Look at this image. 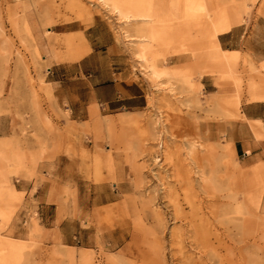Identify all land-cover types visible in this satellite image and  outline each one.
<instances>
[{
  "label": "rangeland",
  "instance_id": "rangeland-1",
  "mask_svg": "<svg viewBox=\"0 0 264 264\" xmlns=\"http://www.w3.org/2000/svg\"><path fill=\"white\" fill-rule=\"evenodd\" d=\"M97 1L82 0L81 10L69 0H0V143L23 154L30 173L23 178L7 168L13 190L0 188V264H79L83 252L93 264H188L201 257L205 264H264V184L211 129L238 117L239 102H264V61L229 53L218 40L238 25L264 36V0H144L147 12H156L147 22H126ZM210 25L223 31L212 38ZM149 65H156L158 78ZM115 76L143 89L142 108L112 111L93 98L94 85ZM209 79L213 95L201 85ZM250 125L256 137L264 133L259 122ZM160 134L170 153L162 168L148 155ZM116 136L119 144L111 142ZM195 136L201 146L190 164ZM108 159L118 164L115 176ZM135 166L147 169L141 178ZM29 182L32 193L38 185L57 192V225L76 221L75 238L40 227L19 191ZM170 197L184 206L176 220ZM189 214L197 217L187 223ZM199 215L210 234L198 248L189 226Z\"/></svg>",
  "mask_w": 264,
  "mask_h": 264
},
{
  "label": "crops",
  "instance_id": "crops-1",
  "mask_svg": "<svg viewBox=\"0 0 264 264\" xmlns=\"http://www.w3.org/2000/svg\"><path fill=\"white\" fill-rule=\"evenodd\" d=\"M218 40L221 48L229 53L237 51L243 54L247 52L252 61L257 63L264 61V36H261L259 31H250L247 25L234 27L231 31L220 35ZM179 63L182 62L174 64ZM117 76L120 77L121 73ZM117 76L102 85L95 84L92 91L93 98L112 111L122 108H142L145 104L143 89L135 83L128 84L125 81H118ZM201 85L207 95L216 93V86L210 79L207 82H202ZM221 95H223L222 92ZM250 122H259L261 130L264 132V102H239L238 117H227L224 122L212 124L211 129L213 133L219 131L220 135H224V138L231 142L235 156L243 168L253 173L258 178V183L264 184V140H262L264 137H256ZM61 179L60 164L57 162L53 172V182L58 185ZM26 185L28 186L25 189L19 191L25 194L28 211L30 214H34L40 227L47 231H60L64 240L75 238L71 233L74 227H77L76 221L64 219L59 226L57 225L58 208L57 202H55L58 196L57 192H49L50 188L38 185L32 193L31 182ZM262 203H264V197H262Z\"/></svg>",
  "mask_w": 264,
  "mask_h": 264
},
{
  "label": "bare ground",
  "instance_id": "bare-ground-1",
  "mask_svg": "<svg viewBox=\"0 0 264 264\" xmlns=\"http://www.w3.org/2000/svg\"><path fill=\"white\" fill-rule=\"evenodd\" d=\"M252 3H254L255 2V0H250ZM97 2H100L101 4H103L104 6H106L107 8H111L112 10H113V12H115L116 14H117V16L120 18V19H123V20H125L126 22H130V21H134V22H136V21H148L147 20V18H154L155 17V15H156V12L155 11H149V12H151V13H149V12H147L149 9H146L145 8V4H144V0H98ZM68 4H70V6H77L78 7V9L79 8H81V10L83 9V5H82V0H69V3ZM49 9V8H48ZM89 11V10H88ZM110 11V10H109ZM148 13V14H147ZM24 14H25V12H24ZM28 14V13H27ZM115 15V14H114ZM16 19L18 18V17H15ZM27 18V17H26ZM24 19V21H25V18H23ZM27 22V21H26ZM47 22V21H46ZM24 24H25V22H24ZM18 27V26H17ZM16 28V27H15ZM208 29H207V33L210 35V36H212V38H214L216 35H217V33H219V32H221V31H223V29H218L215 25H210V28H209V26L207 27ZM218 53H220V54H222V55H225V52L223 51V50H221V49H219L218 50ZM141 59H143L142 57H141ZM149 67H150V69H151V74L155 77V78H158L159 76H160V73L158 72V70H156V65H149ZM204 74L206 73V74H211V75H213L214 74V72L212 71V70H205L204 72H203ZM213 97V96H212ZM212 99H214V103H217V104H219V102H220V98L217 96H215L214 98H212ZM96 110V109H95ZM93 111V110H92ZM94 112V111H93ZM96 112V111H95ZM92 114V113H91ZM160 133V132H159ZM156 134V133H155ZM157 135V134H156ZM153 136V135H152ZM159 136V135H158ZM157 136V137H158ZM206 136V135H205ZM154 137V136H153ZM160 137H162L161 136V134H160V136L158 137V140L160 139ZM196 137V136H195ZM260 137H264V133H262L260 136H258V138H260ZM164 138V137H163ZM200 137H196L195 139L197 140H195L194 139V141L193 142H191V145H190V147H189V149H188V162L190 163V161H192V162H194V163H196V153H197V147H199V146H201V144H199L198 142V139H199ZM153 139V138H152ZM151 139V140H152ZM157 139V138H156ZM156 139H153L154 141V144H156L157 142H158V140H157V142L155 141ZM123 139H122V137L121 136H116V137H114L113 138V140L111 141L112 143L113 142H115V144H119L121 141H122ZM262 140H264V139H262ZM201 141H202V139H201ZM156 142V143H155ZM149 144H151V143H149ZM158 145V147H157V149L155 150L154 148L156 147L155 145H154V147H152L153 149H154V151H152V149H150L151 148V146H150V152L148 153V155H149V159H150V163L151 164H153L154 166H158L159 165V163L162 161V159L163 160H168V159H170V157H169V155H170V153H168V151L166 150V152H165V144H163V141H162V139H160L159 140V142L157 143ZM165 145V146H164ZM198 145V146H197ZM229 145H230V148H231V150H232V148H233V145L231 144V142L229 143ZM146 146H148L147 144H146ZM168 147V146H167ZM148 148L146 149L147 151H148ZM169 148V147H168ZM167 148V149H168ZM183 148V147H182ZM138 149H142V148H138ZM144 149V148H143ZM176 149V148H175ZM221 149H222V147H221ZM179 151V150H178ZM234 151V150H233ZM233 151H232V154H234L233 153ZM138 152V151H137ZM137 152H136V155H137ZM144 152V151H143ZM139 153V152H138ZM165 153V154H164ZM210 154H212V155H215V153H216V149H211V152H209ZM141 154V153H140ZM139 154V155H140ZM223 154V153H222ZM134 155V157H132V159L133 158H138V160H139V157L140 156H135V154H133ZM132 155V156H133ZM184 155V154H183ZM143 156V155H142ZM144 156H146V155H144ZM143 156V157H144ZM216 156V155H215ZM225 156V155H224ZM182 157H184V156H182ZM142 158V157H141ZM145 158V157H144ZM165 158V159H164ZM114 159V158H113ZM116 159V158H115ZM127 159V158H126ZM146 159V158H145ZM134 160V159H133ZM132 160V161H133ZM142 160H144V159H142ZM147 160V159H146ZM31 161H34V157H31ZM113 161L114 160H112V159H108V161H107V167H108V169L111 171V174H113L114 175V173H113V169H116V167H118V166H115V168H113L112 166H113V164H115V163H113ZM141 161V160H140ZM24 162H25V156L23 155V154H21L20 152H17V151H9V150H7V147H6V144L5 143H0V188L1 187H3L5 190H8V191H12L13 190V188H12V185H11V183H10V178L8 177V169L7 168H11V173H13V174H15V175H18V176H20V177H23V178H28V177H30V173H29V171L28 170H26L24 167H25V165H24ZM136 162V161H135ZM120 163H121V161H120ZM133 163V162H132ZM140 163V162H139ZM139 163H138V165H139ZM149 163V164H150ZM133 164H135V163H133ZM141 164V163H140ZM162 164L163 163H161L160 165L162 166ZM179 164H180V162H179ZM185 164V166H186V163H184ZM191 164V163H190ZM115 165H118V164H115ZM147 165V164H146ZM160 165L158 166V167H160ZM140 166V165H139ZM139 166H135L134 167V170H135V173L138 175V177H140L139 175L141 174V171H142V169L144 168H142V167H139ZM147 166H149V165H147ZM173 166H175L174 164H173ZM188 166V165H187ZM111 167H112V169H111ZM146 167V166H145ZM152 167V166H151ZM151 167H150V169H151ZM164 167V166H163ZM178 167H181L180 165H178ZM147 168V167H146ZM160 168H162V167H160ZM145 169V168H144ZM118 170V169H117ZM145 170H147V169H145ZM157 170V169H156ZM159 170V169H158ZM162 170H164V169H162ZM177 170V169H176ZM181 170V169H180ZM183 170V169H182ZM116 171V170H115ZM149 171V170H148ZM151 171H152V169H151ZM186 171V170H185ZM187 171H188V169H187ZM186 171V172H187ZM120 172H121V170H120ZM119 171H118V173H120ZM158 173H160L161 172V170H160V172L159 171H157ZM116 173H117V171H116ZM115 173V174H116ZM117 173V174H118ZM122 173V172H121ZM120 173V174H121ZM153 173V172H152ZM156 173V172H155ZM155 173H153V175L155 174ZM162 173V172H161ZM183 173V172H182ZM190 173H191V170H190ZM116 174V175H117ZM148 174V173H147ZM186 174V173H185ZM119 175V174H118ZM123 175V174H122ZM145 175V174H144ZM144 175H142V176H144ZM152 175V176H153ZM188 175H189V173H188ZM192 175V174H191ZM115 176V175H114ZM121 176V175H120ZM155 176V175H154ZM158 176H160V174L158 175ZM122 177V176H121ZM161 177V176H160ZM183 177V176H182ZM137 178V177H136ZM141 178V177H140ZM162 178V177H161ZM179 178V177H178ZM181 178V177H180ZM121 179V178H120ZM165 179V178H164ZM164 179H163V181H164ZM154 180V179H153ZM156 180V179H155ZM157 180H158V178H157ZM142 182H144V180H141ZM140 181V182H141ZM162 181V180H161ZM163 181H162V183H163ZM175 181V180H174ZM177 181V180H176ZM181 181V180H180ZM139 182V178H138V181H137V183ZM141 182V183H142ZM155 182V181H154ZM178 182V181H177ZM185 182V181H184ZM201 182H202V184L204 185V186H206L207 185V183L206 182H208V180L207 179H204L203 178V180L201 179ZM200 182V183H201ZM240 182V181H239ZM160 183V182H159ZM156 184V183H155ZM184 184V183H183ZM202 184H201V187H202ZM67 185H68V183H67ZM146 185V184H145ZM151 185V184H150ZM163 185H165V183H163ZM179 185V184H178ZM141 186H143V185H141ZM158 186V185H157ZM180 186V185H179ZM188 187H191V186H189V185H187ZM208 186V185H207ZM164 187V186H163ZM167 186H165V188H166ZM181 187H183V185L181 186ZM154 188V187H153ZM193 188H195L194 186H193ZM159 189H160V187H159ZM164 189V188H163ZM171 189V188H170ZM179 189V188H178ZM204 189H205V187H204ZM147 190V189H146ZM153 190V189H152ZM155 191H156V189H155ZM164 191V190H163ZM166 191V190H165ZM164 191V192H165ZM169 191V190H168ZM167 191V192H168ZM185 191H187L188 192V190H185ZM185 191H183V192H185ZM132 192V191H131ZM157 192V191H156ZM174 192V191H173ZM187 192H185V193H187ZM145 193V192H144ZM155 193V192H154ZM159 193V192H158ZM177 194L179 193V192H176ZM184 193V194H185ZM160 194H162L161 192H160ZM164 194H166V193H164ZM169 194V193H168ZM168 194H166V195H168ZM157 195V194H156ZM159 195V194H158ZM171 195H172V193H171ZM180 195V194H179ZM188 195H189V193H188ZM190 195H191V193H190ZM155 196V195H154ZM150 197V196H149ZM148 197V198H149ZM156 197V196H155ZM159 197H160V195L157 197L158 199H159ZM166 197V196H165ZM167 198H168V196H167ZM178 197H170V199H169V203L173 206V208H174V215H172V216H174V218H175V220H176V218H177V215L181 212V210H184L183 209V207L181 208V205H179V202H178V199H177ZM181 197H179V199H180ZM191 198V197H190ZM154 199V198H153ZM164 199V198H163ZM189 198H186V200H187V203L186 204H188L187 206H191V211H192V208L194 207V203H193V201L191 200L190 201V199L188 200ZM145 201V200H144ZM156 201V200H155ZM160 201V200H159ZM184 201V200H183ZM133 202V201H132ZM137 202V201H136ZM158 202V201H157ZM166 202V201H165ZM135 203V202H134ZM147 203V202H146ZM153 203V202H152ZM185 203V202H184ZM183 203V204H184ZM148 204V203H147ZM150 204V203H149ZM161 204V203H160ZM185 204V205H186ZM250 204V203H249ZM134 205V204H133ZM155 205V204H154ZM251 205H253V204H251ZM131 207V206H130ZM154 207V206H153ZM152 207V208H153ZM157 207V206H156ZM170 206L168 205V208H169ZM201 207V206H200ZM135 208H136V206H135ZM142 208H143V206H142ZM148 208H151V207H149L148 206ZM158 209H159V207H157ZM171 208V207H170ZM187 208H189V207H187ZM155 209V208H154ZM195 209V208H194ZM193 209V210H194ZM160 210H162L161 209V207H160ZM168 210V209H167ZM170 210V209H169ZM130 211H131V208H130ZM165 211H166V209H165ZM172 211H173V209H172ZM171 212V211H170ZM169 212V213H170ZM185 212V211H184ZM182 213V216L183 217H185L186 219H188L187 217V214L185 215V213ZM151 213H153V212H151ZM208 213V212H207ZM214 213V212H213ZM160 214L161 213H159V212H157L156 213V215L158 216L157 218H156V220L157 219H159V216H160ZM166 214H167V212H166ZM181 214V213H180ZM191 214H196V213H191ZM203 214V213H202ZM212 214V213H211ZM134 215V214H133ZM142 215V214H141ZM190 215V214H189ZM197 215V214H196ZM192 216V215H190L189 217L191 218H189V220H187V223H188V221H190V222H193V220H195V218L193 219L192 217H197V216ZM162 216L165 218V216L162 214L161 216H160V218L162 219ZM192 216V217H191ZM198 217H200V215L198 216ZM202 217V216H201ZM200 217V220L198 221V220H196V221H198L199 223L197 224V225H194L193 223H192V225L191 226H189V227H191L192 229V234H193V240L194 241H196L194 244L196 245V247H203V246H205L206 244H207V242H208V237H206V236H208L207 234H210V233H208L207 231V228H206V230L204 229V232H203V229H202V226L205 228V226L203 225V224H205L203 221H205L203 218H201ZM204 217V216H203ZM172 218V217H171ZM197 219V218H196ZM163 220V219H162ZM162 220H158V221H162ZM165 220V219H164ZM181 220L182 219H180V222H181ZM184 220V219H183ZM182 220V221H183ZM186 221V220H185ZM179 222V221H178ZM162 223V222H161ZM159 224V222H158V227L161 225V227H163L162 226V224ZM166 223V222H165ZM164 223V224H165ZM195 223H197V222H195ZM184 224H185V222H184ZM190 225V224H189ZM186 226H188V224L186 225ZM206 227H208V226H206ZM210 230H211V228H210ZM190 232V233H191ZM203 232V233H202ZM207 232V233H206ZM191 234V235H192ZM183 235V234H182ZM190 235V234H189ZM213 235V234H212ZM180 236V235H179ZM214 236V235H213ZM217 236V235H216ZM175 237V236H174ZM181 237V236H180ZM207 238V239H206ZM211 238V237H210ZM218 238V237H217ZM191 239V238H190ZM175 240V239H174ZM178 240V239H177ZM177 240H176V243H178L177 242ZM181 240V239H180ZM188 240V239H187ZM211 240V239H210ZM190 242V241H189ZM181 243V242H180ZM209 243H210V241H209ZM214 244V243H213ZM216 245V244H215ZM208 246V245H207ZM207 246L205 247V248H207ZM177 247V246H176ZM195 247V248H196ZM178 249V248H177ZM205 250V249H204ZM203 251V250H202ZM206 251H208V250H206ZM235 251V250H234ZM237 251V250H236ZM180 253V252H179ZM202 253V252H201ZM204 253V252H203ZM211 253V252H210ZM163 254V253H162ZM205 254H207L206 252H205ZM174 255V254H173ZM203 255V254H202ZM205 256V255H204ZM207 256V255H206ZM222 256V255H221ZM121 257V256H120ZM175 257H177V256H175ZM180 257V256H179ZM188 257H186V259H187ZM202 258V257H201ZM201 258H199V261L196 263V261L195 262H193L192 261V259H191V263H189L188 262V264H205V262L203 263L200 259ZM205 258V257H204ZM174 259V258H173ZM176 259V258H175ZM163 260V259H162ZM166 260V259H165ZM172 260V259H171ZM178 260V259H177ZM188 260H190L189 258H188ZM121 261V260H120ZM187 261V260H186ZM215 261H216V259H215ZM150 263V262H149ZM187 262H185V264H186ZM214 263V262H213ZM218 263V262H217ZM79 264H93V261H92V257H90L86 252H83V253H81L80 255H79ZM109 264H118L117 263V260H110V263ZM120 264V263H119ZM152 264V263H151Z\"/></svg>",
  "mask_w": 264,
  "mask_h": 264
}]
</instances>
